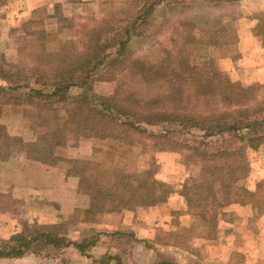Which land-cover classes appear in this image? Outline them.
<instances>
[{
    "label": "rangeland",
    "instance_id": "374dc122",
    "mask_svg": "<svg viewBox=\"0 0 264 264\" xmlns=\"http://www.w3.org/2000/svg\"><path fill=\"white\" fill-rule=\"evenodd\" d=\"M250 1L253 0H233V2H225V0H99L97 12L90 11L89 8L85 15L73 14L74 10H71L73 15L60 16L64 9L57 7L52 12V16L56 15V17L52 20V24H49L50 21L46 18L47 13L44 9L35 14L32 12L21 20L20 0H0V65L4 71V74H0V86L13 90L8 92L12 95L9 102H7L9 98L0 97V125L6 127L10 136V141L1 142L0 159L18 163L22 159L20 157L25 156L26 153L35 158L40 145L48 142L53 130L50 127L40 126L43 122L39 119L36 123L34 122V113L38 107L34 106V99L29 100L28 88L42 87L35 85L38 77L55 76L56 63H52V59L59 53L62 46L73 44L76 53H82L85 49L84 43L88 41L84 37L86 28L96 27L110 18L120 21V27L124 28L116 36V41H120L123 38L126 39L124 31L128 28L133 30L131 24L135 18L148 14L139 22V35L132 36L127 49L132 59L143 60L149 64H158L165 60L169 53L177 50L179 36L175 30L181 23L187 22L194 25L198 39L201 38L203 41L211 39L217 46L211 50L210 58L216 60L218 69L239 86L254 89L257 101L264 103V36L260 35L257 29L258 17L264 11L254 12L249 4ZM151 7H153L152 10ZM66 10L68 12V9ZM240 41H243V46L239 45ZM106 45L109 47L108 54L114 57L118 51L116 43L110 41ZM225 67L229 70H225ZM99 70L90 76L89 83L69 88L66 95L69 103L82 98L96 103L95 96L120 98V94L126 96L131 93H136L143 99L149 94L147 84L133 77L130 68L128 70L101 67ZM14 79L17 80L20 88H15ZM2 103L8 104L2 105ZM35 103L42 102L36 100ZM64 107H66L65 103L58 105L60 114L67 118L69 112H66L67 109ZM49 108L43 104L39 106V110L43 112H48ZM92 108H95V105ZM263 117L264 113L253 120L260 121ZM165 127L169 126L147 127V133H135L118 126L115 135H121L131 145L121 144V149L113 141L84 138L70 140L66 146L56 149V155L60 157L68 145L90 141L94 145L93 151L95 149L112 150L119 156H123L120 162L126 160L131 162L137 157L136 167L150 171L152 178L156 181L158 193L166 197L165 203L153 209L146 208L145 214L140 215L150 223L146 240L136 237L135 232H132L130 228L131 231L117 230L112 232L113 235H104L106 240L101 243L108 248V253L101 255L94 250L100 249L98 248L100 236L107 234L108 229L105 231L101 227L98 229L95 221L84 222L86 214H76V210L70 212L71 223H67V227L60 226L66 225L64 223L57 224L56 227L59 234L66 235L69 231L70 234L73 232L72 236L75 234L77 241L70 239L69 244L73 243L74 246L79 247V252L64 251V247L58 248L45 244L43 241H35L31 246H34V251L38 252L39 256L33 258L34 264H61L63 259L70 264L168 263L166 261L171 258L161 254L164 250L160 248V245L167 246L170 251H174L175 246L180 247L184 254V264H201L202 261L199 258L205 255L203 248L206 247L202 240L212 239L214 236L217 238L218 229L214 234L211 231L212 228L206 226L210 219L201 215L204 213L203 210L191 212L189 209L187 212L179 210L180 207L188 205L185 198L178 195V192L183 191L185 183L191 177H197L204 166L198 158V153L191 149L202 142H211L212 146L209 148L213 151L228 145L240 148L243 144H240L233 133L203 139V133L197 129L175 126L165 130ZM162 131L167 133L171 131L170 136L167 133H161ZM151 133L162 137L153 139ZM244 151L248 154L251 170L254 165L261 163V157H264V145L256 151L249 148ZM93 157H97L95 153ZM16 163L14 165L18 166L19 164ZM243 185L247 188V184ZM50 197H57V193H50ZM87 201L90 203L89 197ZM48 206L50 209L54 208L51 202ZM49 208L47 207L48 210ZM225 210L226 208L218 212L221 213L219 219L224 218L227 223L232 222L233 214ZM6 211L21 214L23 209L20 203L14 201L9 195L0 194V213ZM180 217H184L183 220H180ZM2 219L0 218L1 221ZM80 222H83V226L77 228L80 227ZM163 224L167 226L164 227ZM52 226L54 225L45 226L41 230L26 227L23 233L34 232L36 236L43 232L42 230ZM2 241L0 240V247L7 250L15 245L12 242L13 244L5 247ZM23 241L27 240L15 242L19 244ZM64 241L68 246V240ZM194 253L196 257L191 256ZM96 255L99 257L94 258ZM5 260L0 258V264H16ZM202 260L205 261V258ZM235 260L237 264L239 260Z\"/></svg>",
    "mask_w": 264,
    "mask_h": 264
},
{
    "label": "trees",
    "instance_id": "16d2710c",
    "mask_svg": "<svg viewBox=\"0 0 264 264\" xmlns=\"http://www.w3.org/2000/svg\"><path fill=\"white\" fill-rule=\"evenodd\" d=\"M147 15L135 18L131 24L133 30L128 28L124 31L126 39L120 41H116V36L124 28L120 27L121 23L116 19H106L96 27L86 28L84 37L88 41L84 43V51L76 53L73 44L62 46L52 59V63H56L55 76L38 77L35 85L42 87L28 88L29 100L34 99V106L38 107L34 122L39 119L43 122L40 126L53 130L48 142L40 145L35 159L48 166L61 163L68 166L67 176L79 178V194L90 199L89 208L79 209L76 214L84 213V222H94L107 210L121 213L152 208L165 203L166 197L158 193L150 171L136 167L137 157L131 162H120L123 156L112 150L95 149L97 157L94 159L66 160L56 155L57 148L66 146L70 140L81 138L113 141L120 149L121 144L131 146L124 137L115 135L118 126L135 133H147V127L180 126L197 129L203 133V139L233 133L243 147L228 145L213 151L209 148L211 142H202L191 149L198 153L204 166L200 174L191 177L183 191L178 192L185 198L190 212L204 211L201 215L210 219L206 226L216 234L221 215L218 212L231 205H251L264 211V180L257 185L255 192L243 185L251 173L249 157L244 149L256 151L264 145V117L260 121L253 120L264 113V103L257 101L254 89L239 86L218 69L216 60L210 58L211 50L217 46L211 39H198L194 25L187 22L181 23L175 30L179 36L178 47L165 60L149 64L132 59L127 45L132 36L139 35V22ZM258 18L257 29L264 36V13ZM110 41L118 47L114 57L108 54L106 43ZM101 67L130 68L133 77L147 84L149 94L143 99L131 93L126 96L120 94V98L95 96L96 103L87 98L69 103L66 98L69 88L89 83L90 76L100 71ZM3 72L0 65V74ZM14 84L15 88H20L16 79ZM9 91L13 90L0 86V97L9 98L7 102L12 98ZM36 100L42 103H35ZM63 103L66 112H69L67 118L60 114L58 108ZM42 104L50 107L48 112L39 110ZM93 105L95 108H92ZM169 127H165V130ZM170 132L161 133L170 136ZM151 136L153 139L162 137L155 133H151ZM2 141H10L4 125H0V146ZM67 225L60 226L65 228ZM56 226L22 243L14 242L15 245L10 246L9 250L1 246L0 258L22 257L35 241H43L58 248L66 247L65 235L57 233ZM3 244L5 247L10 245Z\"/></svg>",
    "mask_w": 264,
    "mask_h": 264
},
{
    "label": "crops",
    "instance_id": "0c3cea01",
    "mask_svg": "<svg viewBox=\"0 0 264 264\" xmlns=\"http://www.w3.org/2000/svg\"><path fill=\"white\" fill-rule=\"evenodd\" d=\"M20 2L21 20L32 12L35 14V12L38 13L44 9L47 13L46 18L50 21L49 24H52V20L56 17V15L52 16L53 9L57 7L64 9L60 15L64 17L73 14L85 15L89 8L90 11L97 12L96 7L99 0H20ZM249 4L254 12L264 11V0H253ZM65 9H68V12ZM71 10H74L73 14H71ZM239 45L243 46V41H240ZM223 61L226 62V60ZM93 147L94 145L90 141H83L76 145L70 144L64 149V153L60 154V158L66 160L94 159V157L92 158ZM30 155L28 153L25 156L22 155L20 157L22 159L18 163L12 160H0V165L2 164L0 166V194L9 195L14 201H18L23 209L21 214L9 211L0 213V218H3L2 221L0 220V240H3L1 243L13 244L12 242L18 240L34 238V232L23 233L26 227L41 230L49 225L70 224V212L79 209L86 210L90 206L87 201L88 197L78 192L80 179L67 176L68 166L62 163L57 166H48ZM260 161L261 163L252 167L250 175L244 181V184H247V188L252 192H255L257 185L264 180V157H261ZM14 163L19 165H14ZM50 193H57V197H50ZM53 199L54 201H51ZM50 202L54 205L52 209L48 206ZM145 209L139 208L136 211H123L121 213L107 210L98 217L95 220V225H98V229L104 228V231L108 229L106 231L108 233L100 236L98 242L100 249H96L94 252L101 255L107 254L108 248L101 241L106 240L104 235H113L112 232L117 230H132L136 237L146 240L150 223L140 216L145 214ZM179 210L187 212L188 206L180 207ZM225 212L232 213L234 220L227 223L224 218H220L217 238L202 240L206 247L203 248L205 255L199 258L202 261L201 264H236L235 259L239 260L237 264H264V211L258 212V209L251 205L241 206L237 204L227 207ZM184 217H180V220H183ZM168 222L171 224L170 221ZM80 223V227L77 228L83 226V222ZM163 225L164 227L167 226L166 224ZM172 230H176V228ZM71 234L73 235V232ZM71 234L69 231L65 235V240L69 242L67 241L68 246L64 247L63 250L79 252V247L74 246L73 243L69 244L70 239L72 241L77 239L75 234L74 236ZM160 248L164 250L161 252L162 255L171 258L166 261L168 263L164 264L185 263L184 254L180 247L175 246L174 251L168 250L167 246L164 245H160ZM37 253L34 251V246H31L22 257L4 259L6 262L13 261L16 264H34L33 258L39 256ZM97 255L94 258H98ZM191 256L196 257L195 253ZM203 258L205 261L202 260ZM61 264L70 263L63 259Z\"/></svg>",
    "mask_w": 264,
    "mask_h": 264
}]
</instances>
